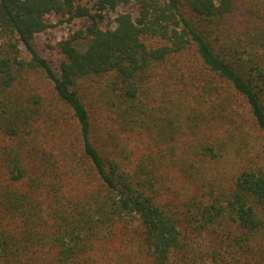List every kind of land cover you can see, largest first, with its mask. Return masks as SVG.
<instances>
[{
  "label": "trees",
  "instance_id": "1",
  "mask_svg": "<svg viewBox=\"0 0 264 264\" xmlns=\"http://www.w3.org/2000/svg\"><path fill=\"white\" fill-rule=\"evenodd\" d=\"M128 4L134 16L103 25ZM49 15L82 21L56 64L34 44ZM85 82L120 131L150 140L134 164L92 136ZM51 105L70 111L80 154L45 140ZM261 132L264 0H0V264H264V162L235 164ZM174 167L190 183L180 195L164 179ZM114 239L124 252L102 260Z\"/></svg>",
  "mask_w": 264,
  "mask_h": 264
},
{
  "label": "rangeland",
  "instance_id": "2",
  "mask_svg": "<svg viewBox=\"0 0 264 264\" xmlns=\"http://www.w3.org/2000/svg\"><path fill=\"white\" fill-rule=\"evenodd\" d=\"M88 1V0H84ZM120 12H130L133 16L135 15L134 7L128 5L120 6L114 11H109L106 13L104 24L107 27L114 26V18ZM245 14H239L234 18V27L233 30H244L247 22L245 21ZM61 19L55 15H49L46 17V22L49 24V27L42 33H39L34 37V44L37 51L43 56L50 59L54 64L57 63L58 58L60 57L56 45L59 41L67 38L69 35L73 34L82 26L81 20H75L71 22L60 21ZM192 50H189L188 53L183 55L180 59L186 61L187 57ZM193 57V56H192ZM31 82L37 88V90L43 95L46 102H51L54 100L53 94L43 79L39 75L30 76ZM84 99L85 103L90 111L92 118V136L98 139L107 152L111 153L113 156L119 160H124L129 162V164H134L138 156L146 153L149 148L152 147L150 140L145 134L134 133L128 134L120 131L117 126L109 121L110 113L105 110L102 106L99 107L101 103L99 101V95L97 91L99 90L98 82H85L84 84ZM50 109V113L53 116V119H56L58 124H55L51 127L50 131L44 133L46 135L47 143H53L59 141L63 137L68 143L72 144L75 147V152L80 154V140L78 135V126L73 119L70 111L62 106L57 107L53 110L52 105L47 108ZM43 126H40L42 132ZM257 138L249 142L247 147V154L242 157V159H237L235 163L237 167H243L248 165H253L256 163L264 162V133H258ZM193 138L189 139L192 140ZM63 140V139H62ZM4 141L0 138V146H3ZM182 149L183 145H178ZM219 162H206L205 168L208 170H213L216 172V169L219 167ZM132 166V165H131ZM217 173V172H216ZM68 185L72 186L74 181L73 178H70V175L67 176ZM4 179V171L0 167V181ZM165 183L169 186V191H175L177 194H181L190 190V183L180 174L177 168H170L166 171L164 177ZM89 185L79 184L75 186V190L78 193L83 192L87 189ZM180 192V193H179ZM123 244L120 243L119 239H114L99 248L98 256L102 257V260L108 261L116 257L118 253H123L124 249L122 248ZM97 256V257H98ZM124 260H128L126 254L124 255ZM223 264V263H219Z\"/></svg>",
  "mask_w": 264,
  "mask_h": 264
}]
</instances>
